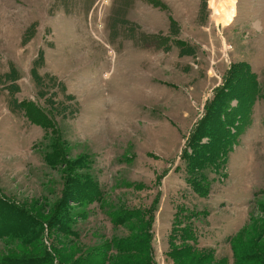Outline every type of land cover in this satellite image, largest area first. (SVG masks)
Masks as SVG:
<instances>
[{"label":"rangeland","instance_id":"obj_1","mask_svg":"<svg viewBox=\"0 0 264 264\" xmlns=\"http://www.w3.org/2000/svg\"><path fill=\"white\" fill-rule=\"evenodd\" d=\"M214 2L0 0V264H264V100L208 197L181 160L233 68L264 84V0Z\"/></svg>","mask_w":264,"mask_h":264},{"label":"trees","instance_id":"obj_2","mask_svg":"<svg viewBox=\"0 0 264 264\" xmlns=\"http://www.w3.org/2000/svg\"><path fill=\"white\" fill-rule=\"evenodd\" d=\"M229 99L237 100V106L227 112L226 116H223V108ZM259 100H264V84L261 85L254 73L245 67L242 71L241 69L233 68L229 79L226 78L224 86L217 88L213 99L207 103L205 115L194 127L187 141V146L181 155V160L185 164L187 183L199 197L206 198L210 194L212 189V182L208 176L210 172L226 176L224 172L227 169L230 155L234 147L238 146L240 137L251 125L252 105ZM25 107L26 114H33L27 108L28 105ZM32 107L35 111L36 108ZM32 116L30 115L31 118H33ZM32 122L35 123L36 120ZM205 138H208V141L203 143ZM98 191L99 187L97 186L94 191L97 198L99 197L97 195ZM2 202L5 201L1 199L0 203ZM119 217L117 219L116 216L118 225H124L127 221L125 220L127 216L120 215ZM149 225H151L150 222ZM146 234L150 237V229L148 232L146 231ZM117 243L118 252H128L127 248L130 250V246L135 247L138 245L134 240L130 242L120 240ZM149 254H153L151 250H149ZM102 259L106 258H101V261ZM150 259L153 261V258ZM30 261L33 264L35 259ZM85 261H89V257L84 258L83 262ZM38 263H49L48 254L45 255L43 262Z\"/></svg>","mask_w":264,"mask_h":264},{"label":"bare ground","instance_id":"obj_3","mask_svg":"<svg viewBox=\"0 0 264 264\" xmlns=\"http://www.w3.org/2000/svg\"><path fill=\"white\" fill-rule=\"evenodd\" d=\"M216 2V11L221 15L224 22H230L234 18L236 0H215ZM224 4H227V11L223 9ZM215 8V7H214ZM229 24V23H228Z\"/></svg>","mask_w":264,"mask_h":264}]
</instances>
